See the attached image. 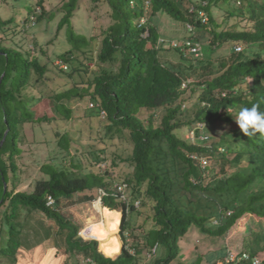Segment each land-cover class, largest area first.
Returning a JSON list of instances; mask_svg holds the SVG:
<instances>
[{"label":"trees","instance_id":"1","mask_svg":"<svg viewBox=\"0 0 264 264\" xmlns=\"http://www.w3.org/2000/svg\"><path fill=\"white\" fill-rule=\"evenodd\" d=\"M82 1L60 0L58 10L57 31L65 32L68 45L57 56L56 66L69 77V69L76 71V62L81 64L79 54H85L92 45L72 25V17ZM202 1L206 4L202 5ZM4 2L8 5L19 0ZM47 2L50 0H36L34 4L26 0L23 24L33 25L46 17L56 19L59 14L48 13ZM89 2L94 7H105L108 18L96 53L100 70L82 88L72 87L55 94L53 118L63 121L71 117L65 100L88 97L93 104L89 115H99L109 122L105 125L106 134L115 131L128 138L131 154L122 161L131 170L123 181L128 184L131 201L139 200V208L141 204L150 205L153 213L143 247L150 250L156 245L165 250V255L154 264L175 261L180 240L193 230L209 239H224L239 220L247 216L264 219V136L258 132L245 135L234 119L241 107L259 104L264 111V0H151L147 8L144 0ZM191 5L196 12H189ZM213 8L226 14L228 27L216 21ZM198 10L205 12L206 22L201 20ZM160 12L193 27L187 38L200 45L197 56L186 49L182 51V42L177 47L169 46L170 40L160 37L154 21ZM234 19L249 23L248 29L238 30L232 23ZM13 21L0 19V29ZM234 43L242 44L243 50L236 52L231 46ZM228 48L229 54L222 55ZM32 49L22 53L0 44V120L4 127L0 128V142L9 128L0 144V208L6 204L4 210L0 209V235L9 234L8 246L0 250V255L8 256L7 264H17L18 250L29 239L24 234L27 236L33 227L32 214L41 212L57 223L60 243L65 244V252L70 256L90 258L95 264H138L141 251L131 253L125 248L129 212L111 188L112 172L105 170L101 174L90 169L83 173L79 164L59 167L47 162L40 168L32 190L13 188L9 192L7 185L4 188L7 171L16 166L12 146L19 156L21 126L50 119L30 117L32 107L27 101L23 103L22 92L28 84H48L45 73L49 64L39 60L34 51L37 47ZM214 62L218 63L215 69ZM83 66L88 69L87 64ZM194 76L199 79H192ZM188 89L189 97L185 95ZM35 99L40 101V97ZM21 108L27 114L25 118L20 117ZM158 109L165 112L155 123ZM13 112L17 114L16 127L11 124ZM145 112L148 115L143 117ZM190 132L193 137H186ZM64 138V134L57 135L61 150L68 148ZM103 152H91L96 163ZM202 159L207 161L206 165ZM100 189L106 192L102 197L105 211L120 210L123 215L120 231L124 246L119 255L112 257L98 249V240H84L79 235L80 226L63 213V209L94 200ZM48 196L54 199L52 206L47 205ZM139 208L132 207L131 211ZM48 233L45 232L44 239L49 237ZM243 247V251L264 264V229L245 236ZM185 264L202 261L198 256Z\"/></svg>","mask_w":264,"mask_h":264},{"label":"rangeland","instance_id":"2","mask_svg":"<svg viewBox=\"0 0 264 264\" xmlns=\"http://www.w3.org/2000/svg\"><path fill=\"white\" fill-rule=\"evenodd\" d=\"M25 1L19 0V2L8 3L4 0H0V19L13 18V23L0 29V44L5 48L11 50H18L22 53L29 50L33 51L32 47H37L34 50L41 62L48 63V70L45 73L47 85H44L42 81H36L32 84H28L23 89V103L32 107L30 117H42L48 116L50 119L47 121H34L27 122L21 126V134L17 150H19V156L15 155L12 146L11 153L14 154L12 161L16 162L15 168L9 169L6 174V184L9 192L16 188L17 190L28 189L32 190L36 179L40 176V168L45 163H56L59 167H70L72 164H79L82 166V172L87 173L90 169L98 171L101 174L105 173V170L112 172L113 175L109 178L111 182V188L113 189L115 184L122 181L125 175L131 170L129 166L125 164L122 159L131 154V145L128 138L125 135L120 136L117 132H112L111 135L106 134L105 125L109 123L106 118L101 116L89 115L88 109L91 108L92 102L85 99L79 100L76 97H72L69 100H65V107L70 108L72 115L69 119L59 120L56 117L53 118L55 99L54 96L57 92H63L69 88H82L92 79L95 73L100 70V65L96 59L97 48L101 41V33L108 25V18L104 12L105 7L91 5L89 0H83L80 9L72 17V25L74 31L78 34H83L91 41V47L85 51V54H79V62L81 64H74L77 70L71 72L72 76L69 77L68 73H62L56 66L58 63L57 56L67 47V38L64 31H57V24L60 13L58 10L61 6L60 0H50L46 3V9L49 12L53 11L58 13V17L55 19L44 18L41 22H37L33 25L23 24V14L26 13ZM36 0H29L30 4H34ZM228 6V2L226 5ZM39 7H37L38 9ZM213 14L216 21L221 24L222 27H228L226 22V14L219 9L213 8ZM22 21V22H21ZM158 26L160 37L167 40H176L182 42L185 38L189 37V32L186 23L173 19L172 17L160 12L154 19ZM232 23L236 24L238 30L248 29L249 23L246 21H238L234 19ZM231 27V26H230ZM4 29V31H3ZM94 38V39H93ZM37 45H36V44ZM235 45L241 46L242 44L231 45L233 49ZM231 51L230 48L222 55L226 56ZM204 52V51H203ZM222 53V52H220ZM219 55V54H218ZM84 64H87L88 69L84 68ZM216 68L217 62H214ZM36 74L33 73V78ZM192 79L197 80L198 77L194 76ZM196 87V86H195ZM190 89V88H189ZM187 90L186 96H190L191 91ZM43 94V96H42ZM37 97H40V101L36 102ZM53 97V98H52ZM191 99V98H190ZM189 99V100H190ZM54 101V102H53ZM19 113L21 118H25L26 112L21 108ZM164 109H158L154 115L155 123L164 114ZM19 115V114H18ZM148 113H143L142 116L146 117ZM1 117V112H0ZM16 117L13 112L12 126L16 127ZM0 128L4 129L0 120ZM9 129V128H7ZM5 129V132L7 131ZM64 134L67 138L66 141L68 148L60 149L57 143V135ZM188 138H192L193 132L186 133ZM102 149L98 158V162H95V158L91 155L92 151H99ZM17 156V157H16ZM2 158H4L2 156ZM117 166L113 167V160ZM129 167V168H128ZM19 180V187H16V182ZM17 182V183H18ZM15 186V187H14ZM13 193H15L17 190ZM99 193V192H98ZM98 196L90 201L82 204L73 205L69 208L63 209L64 215L80 226L79 235L83 238L82 230L90 224L102 221V213L95 207ZM142 203V202H141ZM6 204L1 206L0 209H5ZM101 209H104L103 205H100ZM119 212V211H118ZM33 218L31 219L32 228L26 232L24 236L28 239V242L24 243L25 248H33L40 244L43 251H47L46 255L36 258L39 264H47L50 258L48 253L49 249L54 247L56 249V259L64 261L66 264H95L93 261H88V258H83L80 255L70 256L65 252V244L60 243L59 228L56 222L45 217L41 212H33ZM153 213L150 205L141 204L135 212H129L127 218V227L124 233L126 242L133 253L141 251L139 253L138 264H154L155 261L165 255L164 248L158 247L155 252L152 248L149 250L143 247L144 236L147 230L152 226ZM24 219V216H22ZM264 229V219H259L254 216H247L238 221V225H235L224 239L208 238L202 235L197 230L191 231L188 235L183 237L180 244L179 256L170 264L189 263L193 262L198 256L201 258L202 264H210L215 258H220L227 252H238L243 247V240L250 232ZM41 231V233H36ZM45 232H49L44 239ZM35 235V236H34ZM120 235V234H119ZM9 234L2 232L0 235V250L7 248ZM121 241H123L120 236ZM84 240H92L85 239ZM96 240V239H94ZM124 242V241H123ZM104 241L100 245H104ZM136 245V247H134ZM52 246V247H51ZM51 247V248H49ZM55 252V251H54ZM114 249L108 250L106 253L111 254ZM1 256V255H0ZM264 258V254L261 255ZM0 262L7 264L8 256H1ZM59 262V261H57Z\"/></svg>","mask_w":264,"mask_h":264},{"label":"built area","instance_id":"3","mask_svg":"<svg viewBox=\"0 0 264 264\" xmlns=\"http://www.w3.org/2000/svg\"><path fill=\"white\" fill-rule=\"evenodd\" d=\"M150 1L151 0H144L146 8L148 7ZM205 4H206V2L202 1V5H205ZM130 5L134 6V2L130 1ZM189 12H196V8L194 5H191L189 7ZM198 14H199V16L203 22L207 21V17H206L205 12L203 10H198ZM186 25H187V29L189 31H191L193 29V27L190 24H186ZM160 42H164V40L160 39ZM180 44H181L180 49L182 51H184L186 49L187 52L193 53L196 56L200 53V49H201L200 45L198 43L193 42L189 38H185L182 41V43H180ZM178 45H179V43L176 40H170V42H169V46L177 47ZM234 50L236 52L241 51V46L235 45ZM201 162L203 165L207 164V161L204 159H202ZM113 190L115 191V195L122 202L125 203L127 213L131 211L132 207H133V209L139 208L140 201L139 200L131 201V197H130L129 191H128V184L125 181L122 180V181L117 182L115 184ZM105 195H106L105 190L100 189L99 193H98V199L96 201L98 205L102 204V197ZM53 204H54V199L51 196H48L47 197V205L52 206ZM123 246H124V243H123ZM125 248L128 249L131 253H133L132 249L129 248L127 242L125 244ZM156 249H157V246L155 245L152 248V251L155 252ZM87 260L92 261L90 258H88ZM247 260H251L252 264H262L261 261L257 257L253 258L250 256V254L248 252L243 251V250L238 251V252H234V251L227 252L223 258H220V259H218L215 262L210 263V264H245V262Z\"/></svg>","mask_w":264,"mask_h":264},{"label":"crops","instance_id":"4","mask_svg":"<svg viewBox=\"0 0 264 264\" xmlns=\"http://www.w3.org/2000/svg\"><path fill=\"white\" fill-rule=\"evenodd\" d=\"M95 207L98 211H100L102 213L103 217H102V221L97 222V223H93V224H102L103 229L106 230L105 224L109 223L112 220V219L107 218L108 215L114 216L115 218H113V220L115 222V236H112L109 232H107L106 237H104L103 239H99V238H95V237H86L83 235V233H81V234L83 235V238H85V239H96V240H98V249L101 250L105 256L112 257V256L116 255L117 253L119 255L120 250L122 251V248H123V241H121V238H120V236L122 235L121 231H120L121 230V221H122V217H123L122 212L120 210H112V211H116L117 213H119V216H118L117 213L106 212L105 208H107V207H105V206H103L104 209H101L100 206H95ZM93 224H90L89 226H91ZM89 226H87V227H89ZM87 227H85V228H87ZM85 228L83 230H85ZM83 230H82V232H83ZM104 241L106 242V244L100 245ZM51 247H49V248H51ZM106 248H108V250L114 249V252L112 254H107ZM56 251L57 250L54 249V247L49 249L48 253L50 254L49 255L50 258H49L47 264H66L64 261H62L58 258L56 259V256H55ZM46 252H47L46 250L43 251V247L41 248L40 244H38L36 247H33V248H25L22 246L18 250L17 264H39V262L36 260V258L46 255ZM57 261H59V262H57Z\"/></svg>","mask_w":264,"mask_h":264},{"label":"clouds","instance_id":"5","mask_svg":"<svg viewBox=\"0 0 264 264\" xmlns=\"http://www.w3.org/2000/svg\"><path fill=\"white\" fill-rule=\"evenodd\" d=\"M234 119L245 135L252 136L258 132L264 136V111L260 110L259 104L241 107Z\"/></svg>","mask_w":264,"mask_h":264},{"label":"bare ground","instance_id":"6","mask_svg":"<svg viewBox=\"0 0 264 264\" xmlns=\"http://www.w3.org/2000/svg\"><path fill=\"white\" fill-rule=\"evenodd\" d=\"M95 206L100 205L96 203ZM105 228L107 231L103 229L102 224H93L85 228L82 233L86 237H95L99 239L106 237L107 232H109L112 236H115V222L113 219L109 223L105 224Z\"/></svg>","mask_w":264,"mask_h":264},{"label":"water","instance_id":"7","mask_svg":"<svg viewBox=\"0 0 264 264\" xmlns=\"http://www.w3.org/2000/svg\"><path fill=\"white\" fill-rule=\"evenodd\" d=\"M8 131H9V129H7V131L5 132V134H4V136H3V138H2V140H1V142H0V144H2L3 141L5 140V137H6L7 133H8ZM120 253H121V250H120L119 254H120Z\"/></svg>","mask_w":264,"mask_h":264}]
</instances>
